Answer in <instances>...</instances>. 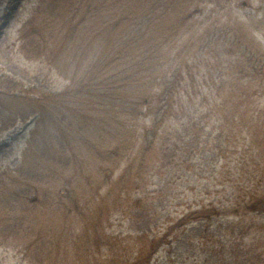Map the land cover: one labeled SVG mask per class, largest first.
<instances>
[{
  "label": "rangeland",
  "instance_id": "obj_1",
  "mask_svg": "<svg viewBox=\"0 0 264 264\" xmlns=\"http://www.w3.org/2000/svg\"><path fill=\"white\" fill-rule=\"evenodd\" d=\"M40 1L7 0L0 7V72L23 82L26 89H31V97L47 104V101L39 98V95L55 94L70 88V80L66 79V75L71 69V62L67 60H70L71 55L75 57L77 54L75 47L77 39L83 38L87 32L90 34H93L94 30L97 32L102 26L98 24L102 11L96 13V9H101V6L94 0H59L56 6L58 12L56 11L48 19L47 16L50 14L46 12L42 17H37L34 28L40 30L47 23L45 21L50 19L47 23L49 28L44 30L48 32V36L60 29H63V33L55 34L50 38L47 36V42L56 48L65 35L63 41L70 53L64 50L65 52L60 53V56L56 54L55 58L49 53L47 60L34 56L31 58L28 55L30 52L26 49L28 46L24 47V43H21L23 42L21 33L35 17ZM148 1H109L108 3L113 4L114 11L106 10L104 25L110 26L111 22L117 21L115 19L120 15L116 12H124L123 15L134 17L133 11L139 14L142 4H147ZM178 1L180 4L177 8L172 1L170 2L166 23L163 22L152 32L148 27V35L155 40L140 43V46L149 49L147 57H137L139 63H145L148 68L149 78L138 82V74L136 78L134 75L133 83L126 89L122 88V93L134 94L140 90L152 92L159 89L158 82L162 83L180 75L187 78V81L195 80L194 90L189 86L185 88L184 84V88L179 90L181 102L187 109L192 110L194 106L191 105L189 95L196 103L200 101L201 96H197L200 92L210 101L218 96L225 97L226 92L220 91V88L224 86L230 88L228 84L233 81V77H238L234 70L235 66L246 65L244 53L251 54V49L255 53L251 59L248 58L251 66L243 80L246 84L244 94L248 95V92L259 87L264 90V0ZM43 17L45 19H42ZM125 21L131 25L130 18L126 17ZM226 23L229 25L230 33L234 32L236 40L243 46L241 49L231 48L234 49V57L228 51L230 44L226 39L230 33ZM71 26H78L77 30L69 31ZM211 36L213 40L207 43ZM101 43L99 39L93 40L94 50L100 52ZM143 49L146 48L139 47L131 52L123 66L117 68L110 66L116 74L108 69L107 76L111 78L117 76L119 84L125 83L123 67L131 62L136 68L138 62L133 55L144 52ZM59 63H62V67L66 70V72L64 69L61 70L63 76L55 69ZM82 64L84 63L79 65L80 72L87 75L90 71L92 73L94 68ZM90 89L96 94L95 100L103 103L104 106L98 105L100 108L96 110L93 104L81 105L79 99L70 98L69 100L72 101L69 104L70 108L64 113L54 110L57 115L53 116L56 118L45 125L50 127L57 121L56 125H60L65 130L66 134L61 136L66 137L65 141L69 140V142L65 144L66 152L61 163L50 164L48 160L38 155L36 148L26 152L24 159L23 151L33 126V118L25 123L18 121L11 131L0 136V198L6 196L5 193L15 187L19 189L23 177L19 178V172L34 169L38 164L44 174L42 180H50L49 190H52V193L48 200L54 199L59 202L57 205L59 208H54L55 215L53 210L46 207V202L43 205L40 202L42 197L45 199L43 196L45 193L41 194L38 190H34L27 198L28 203H23L25 211L28 212L25 207L30 208V211L24 215L21 212V204L13 203L14 198L8 195L5 201L0 199V264H50L51 261L38 263L33 249L41 244L40 250L46 251L50 244L53 247L57 244L60 236L62 239L72 238V242H67L71 244L67 247V251L59 252V256H62L59 257L62 264H81L88 259L89 264H108L105 262L106 258L103 259L99 253L95 254L92 260L90 255L104 249L102 254L118 256L126 249L124 247L131 243L127 239L120 240L122 238L141 234H159L173 220L196 207L210 204L220 209L227 203L231 193L227 175L219 167V163L206 161L203 155H198L185 164L154 163V168L148 169L145 178L137 186L129 189L127 184L131 177L123 176L127 165L126 159L138 154V151L135 147L127 149L131 140L129 135L123 136L124 130L121 124H118L119 117L125 121L126 130H135L136 135L146 120L144 118L132 120L128 115L115 116L114 106L107 104L109 90L103 93L100 89L97 90V87ZM67 112H75L73 118L76 116L75 121L69 122L70 128L59 122V116L62 117V114ZM131 124L134 125L130 126ZM178 126L179 121H170L167 129L175 131ZM240 127L242 124L238 128ZM35 133L37 135V131ZM34 138L35 134L32 140ZM56 144L54 142V147L50 149L55 150ZM115 146L117 151L111 156L109 149ZM230 167H233V162ZM155 169H159L160 173L152 172ZM49 170H52V173L48 175ZM30 199L32 201H29ZM137 200H140V206L134 208ZM75 201L83 211L80 221H78L79 215L67 214L66 208L61 206ZM9 207L14 209L12 215ZM71 208L77 209L78 206L71 205ZM223 215H225L224 211ZM22 216H25L24 220L28 219L29 222V227L26 229L15 225L17 219ZM219 219L224 218L221 216ZM92 222H97L94 224L95 231L91 234L95 247L80 249L75 242L80 238L82 245L83 228ZM9 224L13 225L10 227ZM49 228L55 230L50 231ZM62 228L69 230L59 235ZM192 228L193 226L190 230ZM198 229L199 225L194 226L195 232ZM38 231L42 239L37 238ZM103 234L107 235V239ZM187 241V233H185L184 236L173 241V250L185 248ZM165 255L164 251H160L152 264H162ZM43 257L44 255L41 256Z\"/></svg>",
  "mask_w": 264,
  "mask_h": 264
},
{
  "label": "trees",
  "instance_id": "obj_2",
  "mask_svg": "<svg viewBox=\"0 0 264 264\" xmlns=\"http://www.w3.org/2000/svg\"><path fill=\"white\" fill-rule=\"evenodd\" d=\"M6 1L0 0V7ZM94 1H97L96 3L101 6V9H96V13L102 11L101 17L98 19V24H102V26L97 32L94 30L93 34L87 32L85 34L87 38L84 36L76 40L77 54L75 57L71 55L70 60H67L71 62V69L66 75V79L70 80L69 89L66 88V90L55 94L45 93L39 95V98L47 101V104H44L31 97V89H26L23 82L0 72V88L3 87L0 90V136L12 129L18 121L25 123L33 116L38 117L35 126L37 130L41 123H46L53 119V115H57L54 110L59 113L66 112L70 108L69 104L72 103L69 100L70 98L79 99L81 105L93 104V108H100L98 105H103V103L95 100L96 94L92 92L91 87H97V90L100 89L103 93H107L106 91L109 90L107 99L110 100V104L113 103L115 105V112L119 115L128 114L133 117L132 114L138 113L140 109L145 107V114L157 121V125L155 130L154 126L150 127L151 138H146L145 136L146 142L144 144L147 147L144 153L148 151L155 138L158 137L161 150H163L161 157L163 163L184 164L192 153H202L203 155L208 153L211 160H222L225 162L222 163V169L226 170L230 183L229 188L231 189L230 198L227 200V217L226 220H224L225 218L220 220L219 216L222 209L219 211L215 205L196 207L166 226L163 233L152 237L148 235L138 237L136 244L129 247L133 254L132 256L109 254L111 257L110 264H151L153 257L161 247L168 248L165 258L166 264H187V262L188 264H264V166L261 167L256 161H252L251 164L245 165L243 168L242 165H235L233 172L227 171L230 168L228 164L231 161L228 151L225 149V139L232 131L229 126L225 128L227 119L222 116L215 120L213 117L214 108L193 112L181 105L178 98L179 95H175L178 85H181L182 82L180 78H175L170 85L166 84L164 86L162 92L159 91L155 94L152 92L139 96L123 94L122 88L126 89L131 86L134 75L138 74V82L145 79L147 74L145 63L140 64L137 57H145L146 52H137L136 56L133 55V58H136L138 62L136 68L133 67L131 62H128L127 66L123 67L125 71L124 77L126 78L125 83L119 84L117 76L114 78L108 77L107 71L111 69L112 73L116 74L110 66L113 65L116 68L123 66L126 58L134 51V44L138 43L137 40L140 39L133 37L134 35L129 36L126 30L127 27L131 26L135 33L139 34L143 24L140 25V22L134 16L132 17L134 21L131 25L128 22L118 21L111 22L110 26H105L106 10L114 11L113 4L108 3L109 1L112 2V0ZM57 4L58 0H41L36 8L32 22L22 30V41L24 47L28 46L26 49L30 52L28 54L29 57H41L47 60L49 53L54 58L56 54L60 56V53L65 52L64 50L70 53L66 43L63 41L65 35L56 48H53L50 42H47L48 32L44 30L49 28L47 23L50 19L45 21L47 23L40 30L34 28L37 17H42L47 12L50 14L47 16L48 19L56 13ZM48 5L49 7L47 8ZM165 14L162 13L158 18H165ZM43 19L45 18L43 17ZM77 27L71 26L69 31L71 29H73L72 31L74 29L77 30ZM61 33H63V29L50 33L48 37L50 38L55 34L61 35ZM91 35L93 36L92 38ZM97 39L102 41L100 52L92 47V41ZM23 49L26 50L25 48ZM81 63H84L82 64L84 66L94 68L92 73L90 71L87 75V73L83 74V72H80L79 65L81 66ZM55 69L62 75L61 70L64 69L62 63H59L58 66L56 65ZM64 71L66 72L65 69ZM11 90L15 91L10 92ZM136 104L138 105L137 109L134 106ZM70 113L67 112L66 114ZM66 114H62V119H66ZM74 115L75 112H72V118ZM50 117L52 119H48ZM174 118L181 121L180 128L176 131V134H172L166 129H164L165 132H162L160 127L163 122L171 121ZM57 123L55 121L50 127L42 126L43 136L40 138L37 137L33 130L29 142L31 149L35 146L40 147V150L45 155L50 156V151L45 150L46 140L61 128L60 125H56ZM33 134H35L34 143L32 142ZM258 144L260 147L263 146L261 142H258ZM235 161L240 162V160ZM144 163H146L145 156L140 162V167H144ZM22 176L25 177V179L23 178L24 180L31 184L36 182L35 180H30L34 176L31 172L22 174ZM25 200L26 194L23 197V201ZM139 203V200L136 201L134 208H139ZM65 206L66 210H68L69 204ZM52 207H54L53 202H50L48 208ZM21 212L26 215L25 212ZM24 217L17 219V225L26 229L25 220L27 219L24 220ZM196 222L202 225L200 234L191 236L185 248L173 250L174 234L178 239L184 234L185 227ZM49 230L54 231L55 228H49ZM65 231V228H62L59 235L65 234ZM87 231H89L88 228L83 230L84 233ZM40 239H42V236ZM66 239H62V236L58 237L57 244L54 247L50 244V247L48 246L45 249L46 251L40 250L41 244L37 245L33 249L36 256L35 260L38 263L51 261L50 264H62V261L59 260V257H62L59 256L60 251L64 250L66 252L67 247L71 245L70 243L66 245ZM88 244L91 247H95L93 237L90 238ZM75 245L79 248H84L80 244V238L77 239ZM42 255H44L43 258H41ZM89 263L86 260L81 264Z\"/></svg>",
  "mask_w": 264,
  "mask_h": 264
}]
</instances>
